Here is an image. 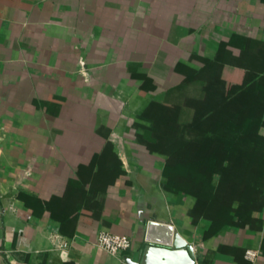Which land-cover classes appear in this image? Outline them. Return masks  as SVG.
Listing matches in <instances>:
<instances>
[{
  "label": "crops",
  "instance_id": "0c3cea01",
  "mask_svg": "<svg viewBox=\"0 0 264 264\" xmlns=\"http://www.w3.org/2000/svg\"><path fill=\"white\" fill-rule=\"evenodd\" d=\"M247 45L264 49V0H0V264H135L150 221L195 264H264V208L208 235L139 139L152 100ZM107 146L114 181V159L91 166ZM54 198L63 223L32 209ZM104 231L132 249L102 250Z\"/></svg>",
  "mask_w": 264,
  "mask_h": 264
},
{
  "label": "trees",
  "instance_id": "16d2710c",
  "mask_svg": "<svg viewBox=\"0 0 264 264\" xmlns=\"http://www.w3.org/2000/svg\"><path fill=\"white\" fill-rule=\"evenodd\" d=\"M249 48L247 45L246 55L252 65L248 71L223 76L225 60L219 56L186 76L178 87L152 100L143 114L151 125L140 141L151 153L169 154L163 170L165 190L197 199L192 214L211 220L208 235L226 224L245 225L248 215L264 208V49ZM213 81L217 92L212 91ZM152 88V80L145 78L141 93ZM181 118L186 119L180 124L186 131L193 129V121L205 122L196 128L199 141L179 140L172 133ZM219 131L223 134L205 137ZM113 157V148L107 146L91 166L106 167ZM114 160L113 181L119 169ZM35 201L34 213L48 214L62 223L66 219V215H58L59 198ZM236 201L241 204L237 210L232 208Z\"/></svg>",
  "mask_w": 264,
  "mask_h": 264
},
{
  "label": "water",
  "instance_id": "95a60500",
  "mask_svg": "<svg viewBox=\"0 0 264 264\" xmlns=\"http://www.w3.org/2000/svg\"><path fill=\"white\" fill-rule=\"evenodd\" d=\"M135 264H195V260L192 251L178 243L172 225L150 221L141 258Z\"/></svg>",
  "mask_w": 264,
  "mask_h": 264
},
{
  "label": "rangeland",
  "instance_id": "374dc122",
  "mask_svg": "<svg viewBox=\"0 0 264 264\" xmlns=\"http://www.w3.org/2000/svg\"><path fill=\"white\" fill-rule=\"evenodd\" d=\"M224 60H225V70H224V75L223 76H227L230 73H232V71H234L235 73L238 72L240 73L241 70H246L248 71V69L250 68V66L252 65V62L250 60V58L247 57L246 53H242V56L237 57L236 55L234 56L231 53H225L224 56ZM216 83V81L211 82L212 85V91L217 92V89L215 88V86H213ZM224 81L220 82V85H223ZM200 117V115L198 114L196 116V118ZM186 119L185 118H181L179 120H177V122L173 125V127L176 126V130H174L172 133H176V136L179 140L186 138L187 140L190 139H194L199 141L201 139L200 135H198L199 131H197V127L199 126H203L206 125L205 122H202L198 119V121H193V129L192 130H184V127L182 128L180 126V124H182V122H184ZM192 120H188V122H190ZM201 125H198L200 124ZM205 128V126L203 127ZM182 130V131H181ZM264 134V129L261 131ZM223 134L221 131L213 133V132H209L208 134L205 135V137H209L211 136L212 138L216 137L217 135H221ZM168 155H164V158H168Z\"/></svg>",
  "mask_w": 264,
  "mask_h": 264
},
{
  "label": "built area",
  "instance_id": "2783aa9c",
  "mask_svg": "<svg viewBox=\"0 0 264 264\" xmlns=\"http://www.w3.org/2000/svg\"><path fill=\"white\" fill-rule=\"evenodd\" d=\"M97 245L109 254L117 255L118 253L131 250L133 247V241L127 235L104 231L99 235ZM247 257L253 259L255 258V255L252 256L250 252H248Z\"/></svg>",
  "mask_w": 264,
  "mask_h": 264
}]
</instances>
